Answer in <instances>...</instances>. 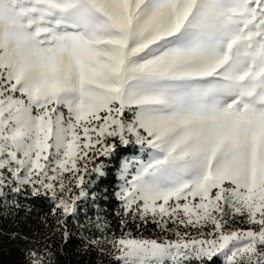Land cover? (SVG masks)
<instances>
[{
    "label": "snow or ice",
    "instance_id": "snow-or-ice-1",
    "mask_svg": "<svg viewBox=\"0 0 264 264\" xmlns=\"http://www.w3.org/2000/svg\"><path fill=\"white\" fill-rule=\"evenodd\" d=\"M20 196L65 239L91 200L112 264H264V0H0V212Z\"/></svg>",
    "mask_w": 264,
    "mask_h": 264
},
{
    "label": "trees",
    "instance_id": "trees-1",
    "mask_svg": "<svg viewBox=\"0 0 264 264\" xmlns=\"http://www.w3.org/2000/svg\"><path fill=\"white\" fill-rule=\"evenodd\" d=\"M121 156L136 154L132 149H120ZM118 160H113L112 165L118 167ZM115 167H109L108 175L102 178L92 191L101 194L97 200L103 215L110 229V234H120L122 225L119 216V201L113 195L116 190ZM21 207L12 213L0 212V264H29V253L33 249H50L54 264H112L107 255L101 254L91 247L83 235L99 236L93 228L92 231H85L78 225L85 223L84 213H81L78 220L72 221V235L65 239L57 229V220L49 215L50 204L43 197H18ZM88 202L82 208L88 209ZM97 211L89 209L88 216L95 219ZM127 231L133 235L153 237L159 229L149 222L129 219ZM217 264L220 261L217 260Z\"/></svg>",
    "mask_w": 264,
    "mask_h": 264
},
{
    "label": "rangeland",
    "instance_id": "rangeland-1",
    "mask_svg": "<svg viewBox=\"0 0 264 264\" xmlns=\"http://www.w3.org/2000/svg\"><path fill=\"white\" fill-rule=\"evenodd\" d=\"M136 154H138V153H136ZM130 155H135V154H130ZM130 155H128V156H130ZM99 160H105L106 158H98ZM88 209H91V208H94V210L95 211H97V208L95 207V206H93V204H92V201L91 200H89L88 201ZM95 205H98V207H99V209H100V205L98 204V202L97 201H95ZM81 213H84V208H81V212H80V214ZM79 214V215H80ZM148 224V223H147ZM147 224H145V225H147ZM133 235V234H132ZM133 236H136V235H133ZM138 236H140V235H138ZM145 237V236H144Z\"/></svg>",
    "mask_w": 264,
    "mask_h": 264
}]
</instances>
